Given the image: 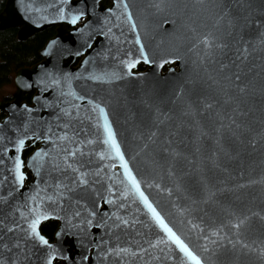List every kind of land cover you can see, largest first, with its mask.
I'll return each instance as SVG.
<instances>
[{
	"label": "water",
	"instance_id": "water-1",
	"mask_svg": "<svg viewBox=\"0 0 264 264\" xmlns=\"http://www.w3.org/2000/svg\"><path fill=\"white\" fill-rule=\"evenodd\" d=\"M104 2L0 15L20 39L56 27L0 102V264H195L173 236L200 264H264V0ZM143 3L156 37L138 57L106 26Z\"/></svg>",
	"mask_w": 264,
	"mask_h": 264
},
{
	"label": "flooded vegetation",
	"instance_id": "flooded-vegetation-1",
	"mask_svg": "<svg viewBox=\"0 0 264 264\" xmlns=\"http://www.w3.org/2000/svg\"><path fill=\"white\" fill-rule=\"evenodd\" d=\"M145 1H148V0H145ZM6 2L7 0H3L0 2V15L4 14ZM113 5H114V0H105L103 7L105 9H113ZM151 14H152V10L148 3L134 4L131 6H121L116 12L113 13V18H111V21L108 22V24H111V25L106 26V29L110 33L109 37H122L125 39L139 40V43L136 42L135 44H133L134 53L138 57H141V56L147 57L149 53H148V44L146 42L147 40H149L150 37H156L154 34L153 25H152L153 18L151 17ZM87 18L88 17H84L80 24L85 23L87 21ZM50 28H55V31H56V27H50ZM4 30H11L12 34L14 35V38L17 41L23 42V43L32 41L35 38L34 36L40 33L38 32L30 37H26L25 39H20L19 37L20 27H11V28H6ZM4 30H0V31H4ZM53 37H50L46 41V43ZM36 47H37L36 54H37V57L38 56L40 57V60L31 65L21 66L20 68L17 69V71L22 68L33 67L43 61V57L41 56V50L43 48H39L40 47L39 42L37 43ZM141 49H143V55H141ZM0 57H1V52H0ZM83 57L84 55L82 56V58ZM82 58H80L79 61ZM148 68L149 66L144 64L141 61L137 64L136 68L132 69V71L134 73H143V72H146ZM168 69H169V65L164 66L161 69V74H165L168 71ZM14 85H15V81H14ZM4 88L5 86L2 87L1 92H3ZM33 93H34L33 91L28 92L24 96V101L27 102L28 104H31V98L30 100H27L28 94H31V97H32ZM13 99H14L13 95L7 96L4 93H2V97H0V102H10ZM5 116H6V112L0 109V120H2ZM39 145H40L39 143H36L35 145L30 146V142L27 143V146L29 147L24 151V158H26L29 154H31L35 150V148L39 147ZM30 180H31V177L29 176L28 180L26 181V184Z\"/></svg>",
	"mask_w": 264,
	"mask_h": 264
},
{
	"label": "trees",
	"instance_id": "trees-1",
	"mask_svg": "<svg viewBox=\"0 0 264 264\" xmlns=\"http://www.w3.org/2000/svg\"><path fill=\"white\" fill-rule=\"evenodd\" d=\"M3 0H0V2ZM55 28H47L36 34L30 42H19L14 38L11 30L0 31V97L2 96L1 89L12 83L13 76L18 68L25 65H31L40 60L37 57V43L43 48L46 41L53 37ZM31 94H28L27 100H30ZM57 223L47 221L43 223L41 230L50 240L53 239ZM60 264V263H56Z\"/></svg>",
	"mask_w": 264,
	"mask_h": 264
},
{
	"label": "snow or ice",
	"instance_id": "snow-or-ice-1",
	"mask_svg": "<svg viewBox=\"0 0 264 264\" xmlns=\"http://www.w3.org/2000/svg\"><path fill=\"white\" fill-rule=\"evenodd\" d=\"M81 15H83V14L81 13ZM61 19H63V15H61ZM70 22L75 24L76 23V17H72ZM137 43H139V40H137ZM205 44L207 45V40H205ZM141 55H143V49H141ZM101 111H103V110H101ZM105 128H106L107 137H108V139L105 140V143L111 142L112 147L116 150V153L119 156V148L117 147L116 142L113 139L111 129L108 128L107 125H105ZM23 143H24L23 140H20V141L17 142V150H19V145H22ZM121 159H123V158L121 157ZM124 167H125V169L127 171L126 165ZM19 168H20V161H19V159H17L16 160L17 178L18 179H22L23 177L20 176V174H19ZM133 185H135V181L134 180H133ZM39 218L40 217H38V219ZM38 219L37 220H33L31 225H30V227L32 228L33 233H35L36 224L38 222ZM39 239H40L41 243H46V241H44L43 237H39ZM173 239L180 246L181 251L185 252L187 255H189L195 261V264H200V261L195 256H192V253L189 252L188 249L186 247H184V245L181 244L178 239H176L174 236H173ZM49 264H51V260L49 261Z\"/></svg>",
	"mask_w": 264,
	"mask_h": 264
},
{
	"label": "rangeland",
	"instance_id": "rangeland-1",
	"mask_svg": "<svg viewBox=\"0 0 264 264\" xmlns=\"http://www.w3.org/2000/svg\"><path fill=\"white\" fill-rule=\"evenodd\" d=\"M14 78H15V74L13 76L12 83L7 85V86H5V88L3 89V92H1V93H4L7 96H12L15 93L16 88H15V85H14Z\"/></svg>",
	"mask_w": 264,
	"mask_h": 264
}]
</instances>
